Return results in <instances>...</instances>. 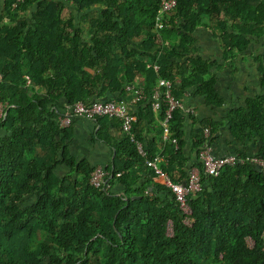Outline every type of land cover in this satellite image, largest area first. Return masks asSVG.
<instances>
[{"label":"trees","instance_id":"obj_1","mask_svg":"<svg viewBox=\"0 0 264 264\" xmlns=\"http://www.w3.org/2000/svg\"><path fill=\"white\" fill-rule=\"evenodd\" d=\"M159 1L0 0V101L7 105L0 119V264H264V168L247 161L264 162V95L228 113L232 154L244 162L217 177L203 175L201 190L187 198L189 213L155 182L146 161L160 156L163 172L183 182L200 167L203 129L212 143L223 125L195 119L186 148L182 111L172 113L164 140L163 97L157 122L151 104L144 105L155 89L162 94L160 81H169L179 101L194 88L207 105L220 106L215 64L199 55L195 33L209 29L222 67L234 70L236 59L264 38V0H177L157 29ZM66 4L80 13L96 9L83 21L86 35L62 17ZM262 48L253 59L264 87ZM139 89L145 98L136 111L130 105L133 134L147 155L138 156L128 136L111 137L108 127L121 131L118 121L93 120L97 139L116 153L105 168L111 188H94L88 180L95 167L68 155L72 127L60 129L58 118L65 105L128 103ZM149 126L157 134L146 141ZM253 140L261 146L251 154ZM63 164L71 171L58 177Z\"/></svg>","mask_w":264,"mask_h":264},{"label":"crops","instance_id":"obj_2","mask_svg":"<svg viewBox=\"0 0 264 264\" xmlns=\"http://www.w3.org/2000/svg\"><path fill=\"white\" fill-rule=\"evenodd\" d=\"M82 31L86 35L84 27ZM195 37L197 38L199 55L215 64L211 72L215 75V91L220 96L222 104L220 106L207 105L204 98L199 96L194 88L186 91L182 100L184 106L182 113L184 114L183 132L185 147H189L192 131L196 129L195 119L207 120L223 125L215 135V140L212 142L214 154L216 156L230 155L233 153L235 145L234 139L227 127L228 113L239 107H244L247 98L264 95V87L259 83L258 63L253 59L262 51L264 38L253 41L250 50L245 55H241L236 59L235 69L232 70L227 67H222L223 59L221 48L218 41L213 38L209 29L199 28L195 33ZM135 87V84L130 85L126 87V91H131ZM136 94V97L128 101L129 105H133L134 111L138 109L137 103L144 97L141 89ZM114 95L121 97L119 92L114 93ZM161 102V91L155 89L144 103V105L151 104L156 122L159 118V108L154 110V107L156 104L160 106ZM190 110H195L197 113L192 115ZM98 129L99 127L96 122L81 117H74L71 137L65 142L66 151L76 162L84 160L91 168L97 166L108 168L113 164L116 153L113 148L97 139ZM108 133L117 141L123 136L121 131L113 126V124L109 125ZM153 134H157V129L149 126L147 127V132L143 135V139L148 141L152 138ZM161 146L160 144L159 147ZM260 146L261 144L258 140H253L251 143H248L246 149L252 154ZM70 171V168L63 164L56 168L55 173L58 177H63L69 174ZM73 176L76 178L75 175ZM115 190L118 193L123 192L119 185L116 186Z\"/></svg>","mask_w":264,"mask_h":264},{"label":"built area","instance_id":"obj_3","mask_svg":"<svg viewBox=\"0 0 264 264\" xmlns=\"http://www.w3.org/2000/svg\"><path fill=\"white\" fill-rule=\"evenodd\" d=\"M21 1V0H19ZM177 5V0H160L159 9L156 16V28L161 29L163 26V19L169 17ZM155 70L158 69L156 65L153 66ZM159 87L163 88L162 97L166 110L163 119L160 122L162 128L163 139L166 140L169 135V121L172 118V113L179 109L183 110V102L177 100L171 92L172 84L169 81H160ZM159 108L156 104L154 110ZM7 105L0 101V119L6 116ZM191 114L195 115L197 111L190 110ZM81 117L83 119L93 121L97 118H107L116 120L120 123L122 135L128 136L130 141L136 147V153L140 157H146L147 153L141 141L134 139L133 125L137 122V117L131 112L130 105L123 100H109V101H94V102H76L73 105H65L62 114L58 118V125L60 129H70L73 125V118ZM203 145L199 150L197 161L200 167L192 166L187 178L183 182L174 183L169 176L163 172L159 163L162 161L160 156L154 160L146 161V166L149 167L155 175V182L167 188L178 207L184 212L189 213L187 198L201 190L202 176L217 177L222 169L232 167L236 164H242L244 161L238 158L235 154L216 156L213 152L211 143V134L209 129H203ZM171 142L176 144V140ZM247 161L253 163L260 168H264V162L258 158H248ZM109 174L104 167L97 166L90 174L88 183L97 189L105 191L111 188L112 180L109 179ZM119 176V174L117 175Z\"/></svg>","mask_w":264,"mask_h":264},{"label":"rangeland","instance_id":"obj_4","mask_svg":"<svg viewBox=\"0 0 264 264\" xmlns=\"http://www.w3.org/2000/svg\"><path fill=\"white\" fill-rule=\"evenodd\" d=\"M65 1V0H63ZM96 9L91 10L90 12L87 13H80L77 12L74 8L70 7L68 4L65 5V9L62 13V17L64 19H69L70 17L74 20V22L76 23V25L78 26L79 29L83 30V21H87L89 20V18H91V16L93 15V12H95ZM28 14V13H27ZM11 22L6 21V24H10ZM168 235H171V226L169 225L168 227ZM249 246H251V242L248 241Z\"/></svg>","mask_w":264,"mask_h":264}]
</instances>
